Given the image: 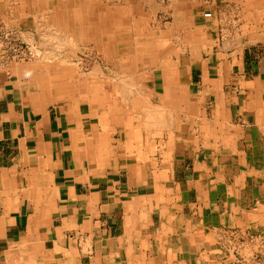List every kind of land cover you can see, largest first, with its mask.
Here are the masks:
<instances>
[{
	"label": "crops",
	"instance_id": "0c3cea01",
	"mask_svg": "<svg viewBox=\"0 0 264 264\" xmlns=\"http://www.w3.org/2000/svg\"><path fill=\"white\" fill-rule=\"evenodd\" d=\"M223 1L170 11L178 52L132 43L126 6L89 17L133 97L0 65V264H225L226 231L264 226V21L224 32Z\"/></svg>",
	"mask_w": 264,
	"mask_h": 264
},
{
	"label": "rangeland",
	"instance_id": "374dc122",
	"mask_svg": "<svg viewBox=\"0 0 264 264\" xmlns=\"http://www.w3.org/2000/svg\"><path fill=\"white\" fill-rule=\"evenodd\" d=\"M195 4L196 0H0V37L8 36L4 37L8 48L20 46L30 53L24 60L6 65L58 66L64 78L72 79L81 87L95 84L107 91L109 88L114 91L123 89L121 95L133 97L143 85L147 87L148 79L144 77L145 83L142 85L143 79L131 65L134 61L128 60V67H125L123 61L103 59L98 48H95V39L91 35L95 24L89 17L103 16L106 7L120 11L122 5L126 6L128 15L133 11L132 17L136 19L141 16L144 22L139 30H135L133 23L134 28L129 30L132 43L140 39L145 45L159 41V45L156 43L158 49L162 50L167 43L178 52L179 46L175 43L182 37V29L169 28L173 18L170 11L175 9V22H183V14L188 17L190 8L194 18ZM222 5L227 6L222 13L224 32L232 34L238 24L244 25L249 19L253 22V16L255 21L259 17L264 21V0H224ZM61 11L65 21L59 24L57 16L62 14ZM79 14L87 16L88 30H79L86 35L77 37L79 24L84 20L79 19ZM62 25H66V28ZM196 32L193 29V45L199 42ZM242 35L247 49V33L242 31ZM160 125L163 127L162 123ZM218 245L221 252L219 259L225 264H264V226L246 230L230 228Z\"/></svg>",
	"mask_w": 264,
	"mask_h": 264
},
{
	"label": "built area",
	"instance_id": "2783aa9c",
	"mask_svg": "<svg viewBox=\"0 0 264 264\" xmlns=\"http://www.w3.org/2000/svg\"><path fill=\"white\" fill-rule=\"evenodd\" d=\"M210 13L203 14V18H209ZM7 35V34H5ZM10 35V34H9ZM11 36V35H10ZM8 37V36H4ZM4 37H0V65L4 66L12 61L24 60L30 53L23 50L20 46H13L8 48L7 41Z\"/></svg>",
	"mask_w": 264,
	"mask_h": 264
},
{
	"label": "bare ground",
	"instance_id": "6f19581e",
	"mask_svg": "<svg viewBox=\"0 0 264 264\" xmlns=\"http://www.w3.org/2000/svg\"><path fill=\"white\" fill-rule=\"evenodd\" d=\"M59 7V6H58ZM80 10V9H79ZM58 11V10H57ZM83 11V10H82ZM84 12V11H83ZM61 15H58L57 16V18H58V22H59V24H61L62 22H64L65 21V17H64V13L61 11ZM112 13V12H111ZM114 13V12H113ZM75 16V15H74ZM112 16V15H111ZM56 17V16H55ZM75 18H76V16H75ZM69 22V21H68ZM116 22V21H115ZM65 27L66 28V25H62V27ZM68 26V25H67ZM116 26V25H115ZM85 29V28H87V25H85V24H83V23H80L79 24V28H78V33H77V37H79V36H85L86 34H84V33H82V34H80L81 32L79 31V30H81V29ZM69 30V29H68ZM88 30V29H87ZM70 31V30H69ZM68 31V32H69ZM108 32H110V29L108 30ZM142 35V34H141ZM135 36H136V34H135ZM105 37H106V39H111V38H113V34L112 33H109L107 36L105 35ZM103 41V40H102ZM156 60V59H155ZM59 63V62H58ZM62 65V64H61ZM176 88V87H175ZM178 88V87H177ZM177 91V90H176ZM180 92V91H179ZM178 93V92H177ZM180 96V95H179ZM178 96V97H179Z\"/></svg>",
	"mask_w": 264,
	"mask_h": 264
}]
</instances>
